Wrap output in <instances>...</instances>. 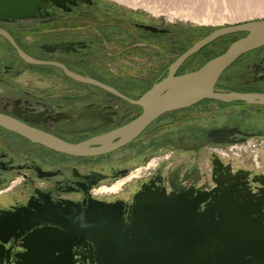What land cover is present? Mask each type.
<instances>
[{
  "label": "flooded vegetation",
  "instance_id": "flooded-vegetation-1",
  "mask_svg": "<svg viewBox=\"0 0 264 264\" xmlns=\"http://www.w3.org/2000/svg\"><path fill=\"white\" fill-rule=\"evenodd\" d=\"M105 12L91 0L47 2L33 18L0 19V30L10 35L25 57L62 64L70 72L100 82L133 101L165 79L170 66L183 53L208 37L185 50L184 40L172 37L166 28L124 20L127 15L117 14L116 17L123 20L111 21ZM230 35L201 47L174 75L199 69L246 34L236 38ZM166 43L174 52L161 54V49L168 50L164 47ZM170 55L175 58L171 60ZM50 69L54 70L53 75H61L73 83V90H69L72 95L51 97L46 95L47 85L33 84L34 79L47 82ZM215 91L264 94V46L242 55L226 69ZM206 102L226 104L204 100L166 113L131 143L100 156L62 154L0 126V264H61L59 253L43 252L49 240L41 239V248L35 244L40 240L36 236L40 230L51 229L52 233H57L64 231L59 224L86 223L89 205L104 210L117 204L123 208L122 218L127 224L136 196L142 200L161 198L148 194L174 198L194 189L196 195L199 193L196 197L203 200L201 212L230 194L240 205L253 204L255 208H251L256 213L252 218L262 219L264 225V170L258 166L259 156L253 160L252 167H241L231 161L225 163L217 151L208 152L211 146L241 145L249 139L262 140L258 152L264 151V123H219L214 118L200 124L181 122L175 133L165 137L170 155L158 160L154 167H151V159L142 155V149L129 156H142L136 168L120 167L110 161L112 155L129 149L167 116ZM247 106L264 111V106ZM142 111L140 106L104 89L69 78L58 67L27 62L12 43L0 35V116L63 142L80 144L132 122ZM224 128L236 132L229 137L210 134ZM200 144L203 145L198 147ZM155 149L157 152L158 147ZM205 152L208 165L202 157ZM122 179L124 181L118 182L121 185L118 193L101 195L104 187ZM21 210L23 212H19ZM71 242L72 264H98L96 248L90 240L84 236Z\"/></svg>",
  "mask_w": 264,
  "mask_h": 264
},
{
  "label": "water",
  "instance_id": "water-1",
  "mask_svg": "<svg viewBox=\"0 0 264 264\" xmlns=\"http://www.w3.org/2000/svg\"><path fill=\"white\" fill-rule=\"evenodd\" d=\"M64 1L0 0V19H30L35 17L42 4H59ZM234 33L246 35L199 69L179 76L174 75L180 65L201 47ZM0 35L10 41L27 62L58 67L73 80L97 86L142 108V114L132 122L105 136L80 144L63 142L0 116L1 127L62 154L79 157L108 154L131 143L162 115L189 108L204 100L264 106V94L215 91V86L226 69L242 55L264 46V20L212 32L183 53L170 66L168 76L137 101L130 100L93 79L76 75L62 64L29 59L8 33L0 30ZM148 101L151 102L148 104ZM235 132V129L224 128L210 134L229 137ZM216 142L223 143L224 140ZM197 195L193 189L183 191L174 198H166L164 194H148L149 197L161 198L142 200L145 196H141L142 199L136 196L127 224L123 221L121 206L110 205L107 209L99 210L98 206L89 205L85 216L86 223L59 224L64 231L57 233L44 228L36 234L40 240L35 244L41 248V239L49 240L47 247H43V252L49 255L59 253L61 264H72L71 240L83 239L84 236L94 244L95 261L98 264H264V225L262 219L252 218L256 213L251 208H255L254 205H240L227 194L222 201H216L201 212L203 200L196 197ZM49 243L53 245L52 248Z\"/></svg>",
  "mask_w": 264,
  "mask_h": 264
},
{
  "label": "rangeland",
  "instance_id": "rangeland-1",
  "mask_svg": "<svg viewBox=\"0 0 264 264\" xmlns=\"http://www.w3.org/2000/svg\"><path fill=\"white\" fill-rule=\"evenodd\" d=\"M91 2L100 7L102 6L108 12L111 21L123 20L117 18V14L120 16L127 15L128 18H124V20H138L142 23L153 24L158 28L170 30L172 37L184 40L183 43H186L185 50L216 30L264 20V0H91ZM97 14H101V12ZM96 21L99 20L96 19ZM241 35L242 33H234L230 36L236 38ZM160 37L164 38L163 35H160ZM165 46L168 47V50L161 49V54L174 52L169 48L171 47L169 44L166 43ZM148 52L145 51V53ZM152 53L157 55L155 52ZM170 57L171 60L175 58L171 55ZM187 68L189 67L187 66ZM52 71L54 70H49L50 74L47 82H37L34 79L33 84L38 86L47 85L49 92L46 95L51 97L72 95L73 93L69 90H73V83L63 79L64 77L61 75H53L54 72ZM257 109V107L247 105L201 103L192 109L167 116L149 129L146 135L141 137L129 149L112 155L110 161L120 167L126 165L131 169L136 168L142 161V156L134 155L135 159L129 156L142 149V155L151 159V167H154L158 160L170 155L171 150L167 149L168 146L164 142L165 137L175 133L174 130L179 129L181 122L200 124L210 120L209 118H214L219 123L226 121L253 125L255 122L263 124L264 111ZM261 142L262 140L249 139L241 145L211 146L208 152L217 151L218 157L225 163L231 161L234 165L241 167H252L255 164L253 160L258 155V166L264 170V151L258 152V145ZM156 147H158V151L154 152ZM207 154V152L202 154L206 165L209 162L206 158ZM120 181L124 180H118L106 187L112 189ZM116 192L118 193L119 190L102 193L101 195H113Z\"/></svg>",
  "mask_w": 264,
  "mask_h": 264
},
{
  "label": "bare ground",
  "instance_id": "bare-ground-1",
  "mask_svg": "<svg viewBox=\"0 0 264 264\" xmlns=\"http://www.w3.org/2000/svg\"><path fill=\"white\" fill-rule=\"evenodd\" d=\"M175 87V86H174ZM151 101H148V104L150 103ZM120 183H118V184H116L112 189H110V188H107V187H104L103 189H102V191L104 192V193H108V192H115V190H119L120 189ZM117 193V192H116Z\"/></svg>",
  "mask_w": 264,
  "mask_h": 264
}]
</instances>
